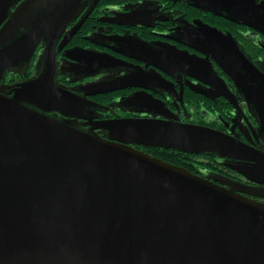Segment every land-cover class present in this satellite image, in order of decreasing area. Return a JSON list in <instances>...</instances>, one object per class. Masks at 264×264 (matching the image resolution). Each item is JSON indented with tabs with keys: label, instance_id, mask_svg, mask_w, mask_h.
I'll return each mask as SVG.
<instances>
[{
	"label": "water",
	"instance_id": "water-1",
	"mask_svg": "<svg viewBox=\"0 0 264 264\" xmlns=\"http://www.w3.org/2000/svg\"><path fill=\"white\" fill-rule=\"evenodd\" d=\"M79 1L60 0L46 20L27 29L30 16L52 0H0V80L7 69L29 62L51 22L38 75L7 86L11 97L0 94V264H264V204L232 190L246 188H223L131 144L213 152L237 160L231 167L261 183L263 151L174 120L93 123L107 139L76 127L87 104L54 82L50 32ZM235 52L254 85L233 66L222 67L264 129V74ZM208 73L218 78L212 68ZM120 80L90 86L103 92L124 87ZM146 101L163 112L162 102Z\"/></svg>",
	"mask_w": 264,
	"mask_h": 264
},
{
	"label": "flooded vegetation",
	"instance_id": "flooded-vegetation-1",
	"mask_svg": "<svg viewBox=\"0 0 264 264\" xmlns=\"http://www.w3.org/2000/svg\"><path fill=\"white\" fill-rule=\"evenodd\" d=\"M262 1L80 0L72 5L65 16L57 18L50 37L55 39L54 82L87 104L75 120L76 127L107 139L104 131L92 130L93 123L119 118L174 120L211 127L264 152L258 112L222 67L233 66L246 83L254 85L238 63L237 47L264 74V8L258 7ZM52 2L30 16L27 29L46 20L60 0ZM232 9L240 15L232 14ZM211 28L219 32L212 33ZM22 32L20 28L18 34ZM46 33L29 62L5 71L1 95L11 97L7 86L38 75ZM210 68L218 78L209 75ZM117 78H125L118 82L124 87L106 90L104 86L105 91L95 92L97 88L90 86ZM150 99L163 103L162 113L150 109L146 101ZM47 114L63 119L55 112ZM131 146L152 157L179 162L223 188L237 184L248 191L234 187L233 192L264 204V182L253 181L231 167L237 164L235 159L213 152ZM257 178L264 180V174Z\"/></svg>",
	"mask_w": 264,
	"mask_h": 264
},
{
	"label": "trees",
	"instance_id": "trees-1",
	"mask_svg": "<svg viewBox=\"0 0 264 264\" xmlns=\"http://www.w3.org/2000/svg\"><path fill=\"white\" fill-rule=\"evenodd\" d=\"M169 156H171L170 153H169ZM164 159H165V160H164ZM162 160H164V161L168 160L167 162H170V163L175 164V165H179V164H180L179 162H176V161L170 160V159H168V158H162ZM179 166H180V165H179Z\"/></svg>",
	"mask_w": 264,
	"mask_h": 264
}]
</instances>
